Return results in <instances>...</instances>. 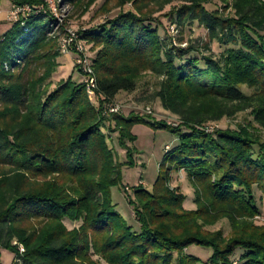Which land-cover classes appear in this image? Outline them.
Here are the masks:
<instances>
[{"label": "trees", "instance_id": "trees-1", "mask_svg": "<svg viewBox=\"0 0 264 264\" xmlns=\"http://www.w3.org/2000/svg\"><path fill=\"white\" fill-rule=\"evenodd\" d=\"M64 1L82 18L102 0ZM217 1L223 11L207 8ZM97 14L107 20L78 32L93 55V96L71 78L48 91L66 34L65 25L54 32L49 12L23 17L0 36V264L1 250L15 256L13 264H198L186 253L193 245L213 250L208 264H235L238 252L237 264H264V224L255 222L262 213L255 190L264 202V0H104ZM160 17L176 27L197 23L209 43L229 48L202 64L190 56L198 48L161 37ZM144 73L159 79L151 99L177 126L111 112ZM240 114L248 117L236 129H207ZM136 125L179 141L153 189L138 185L127 197L139 230L112 199L123 167L136 166ZM113 134L124 163L110 146ZM182 171L195 210L171 187L172 174ZM66 220L80 225L70 230ZM222 221L231 227L227 236L209 229Z\"/></svg>", "mask_w": 264, "mask_h": 264}, {"label": "rangeland", "instance_id": "rangeland-1", "mask_svg": "<svg viewBox=\"0 0 264 264\" xmlns=\"http://www.w3.org/2000/svg\"><path fill=\"white\" fill-rule=\"evenodd\" d=\"M65 2V1H63ZM104 0L99 1L84 17L78 18L74 14L72 6L68 4H61L59 8V17L62 18L65 31L72 30L78 33L80 30H89L91 28L98 27L103 24L107 19L106 16H99L97 14L98 9L103 4ZM3 4H7L9 7L12 5L11 0H2ZM175 4L174 6H177ZM172 6V7H174ZM172 7H167L160 16L167 15ZM209 10L220 9L223 11L224 7L222 3L217 1L213 4L207 6ZM228 13V11L226 12ZM159 16V15H158ZM162 22V27H160L159 32L161 37L169 38V35L174 36L175 43H179L181 40L184 42L183 48L187 46H194L198 48L190 56H194L200 59L201 63H204V58L212 57L214 59H219L225 50L229 47L223 46L215 41L210 42L208 40L207 31L195 23L192 26H175L171 24L169 18L160 17ZM55 27V26H54ZM52 27V29H54ZM57 34H62L61 31ZM169 34V35H168ZM65 34L63 33L61 38ZM83 48L89 51L88 58L91 62L93 55L91 54L89 44L83 43ZM206 47H208L206 49ZM79 55L75 50H72L70 53L62 54L58 58V68L51 78V84L48 87V91L51 92L58 84L62 81L72 79L74 82L83 83L84 79L81 70L77 66ZM159 79L156 78L151 73H144L138 82V89L132 93H120L115 100V106L119 108V112L124 115H129L130 113H136L138 115L150 116L152 120L157 122H167L168 125L177 126L179 120L176 116L166 112L159 100L151 99V96L158 90ZM243 92L250 93L247 87H242ZM89 94V93H88ZM93 96V93L89 94ZM92 100L95 103L94 97ZM247 114H240L235 119H224L218 124L207 126L208 131H214L215 129H236L238 124H241L246 118ZM214 128V130H213ZM184 133H187L184 130ZM133 134L137 137V141L132 145V148L135 151V162L136 166L123 167V186L115 187L112 189V199L116 205V210L119 212L130 225L134 227L135 230H139V224L135 221L133 216L132 208L129 206L127 197L134 198L133 189L138 185L143 186L147 190H152L153 186L157 180V177L160 173L161 164L165 158L167 151L175 148L178 144V137L165 129H153L151 126L145 125H136L133 128ZM110 146L114 149L117 154L118 161L120 163L126 162V152L122 150L118 145V134H113L110 137ZM171 187L178 188L185 196L186 201L184 207L187 210H195V190L192 187L187 175L185 172L173 173ZM127 188V189H126ZM255 196L258 200V205L261 209V216L255 219L256 224H264V202H261L260 194L255 190ZM65 225L68 229H74L79 227V223H72L68 220L65 221ZM212 231L222 230L227 236L231 231V227L228 221H222L216 226L209 228ZM22 251L23 247H19ZM187 255L194 256L198 258V264H208L209 259L213 254V250L206 247H200L193 245L186 250ZM241 255L238 252L235 256V264ZM15 256L7 250H1V264H13ZM95 260H99L98 257H95ZM100 264H106L101 261Z\"/></svg>", "mask_w": 264, "mask_h": 264}, {"label": "built area", "instance_id": "built-area-1", "mask_svg": "<svg viewBox=\"0 0 264 264\" xmlns=\"http://www.w3.org/2000/svg\"><path fill=\"white\" fill-rule=\"evenodd\" d=\"M43 4L37 8H33L29 5L25 6H17L13 5L10 18L14 22H18L19 19L26 17L31 14H39L41 12H49L51 16L54 18V32H57V29L64 25L62 18L59 17V8L61 4H64V0H40ZM65 36L61 39L60 47L61 54L70 53L72 50H75L79 55L77 66L85 75L84 82L86 83L87 92L93 93L96 88V80L94 77V70L92 68V63L90 62L88 55L89 51L85 50L82 45H84L82 41L79 40V35L75 31L66 29ZM82 44V45H81ZM119 108L114 107L111 109V112H118ZM211 128V127H210ZM209 128V132L210 131ZM214 130V128H213ZM24 250L22 249V252Z\"/></svg>", "mask_w": 264, "mask_h": 264}, {"label": "crops", "instance_id": "crops-1", "mask_svg": "<svg viewBox=\"0 0 264 264\" xmlns=\"http://www.w3.org/2000/svg\"><path fill=\"white\" fill-rule=\"evenodd\" d=\"M14 4L9 7L0 0V36L11 32L14 27V21L10 18V12Z\"/></svg>", "mask_w": 264, "mask_h": 264}]
</instances>
